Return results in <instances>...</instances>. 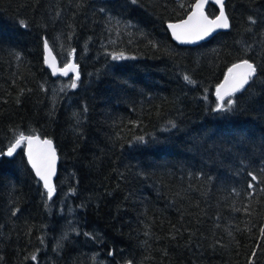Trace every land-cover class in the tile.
<instances>
[{
    "label": "trees",
    "instance_id": "obj_1",
    "mask_svg": "<svg viewBox=\"0 0 264 264\" xmlns=\"http://www.w3.org/2000/svg\"><path fill=\"white\" fill-rule=\"evenodd\" d=\"M194 2L0 0V152L34 131L58 156L49 200L23 146L0 155V264H247L238 240L264 223V71L227 112L216 85L238 60L264 66V0H225L230 28L182 46L166 25ZM45 38L59 67L79 66L76 88L46 67Z\"/></svg>",
    "mask_w": 264,
    "mask_h": 264
},
{
    "label": "snow or ice",
    "instance_id": "obj_2",
    "mask_svg": "<svg viewBox=\"0 0 264 264\" xmlns=\"http://www.w3.org/2000/svg\"><path fill=\"white\" fill-rule=\"evenodd\" d=\"M208 2L209 0H196L195 4L191 5L192 11L188 13L185 19H182L177 23L168 24L172 36L177 41L181 43H194L207 38L218 29L230 28L231 25L229 18L224 10V0H213L215 4L219 5V15H216L214 18H210L205 12V5ZM130 3L135 5L138 3V0H130ZM180 7L183 8L185 5L180 3ZM101 11H103V9H101ZM249 20L252 23H255V20H253L252 17H249ZM21 24H23L24 27H27L23 21H21ZM149 43L153 42L149 41ZM153 46L155 47L156 45L153 44ZM43 47L47 53L44 58L45 63L49 64L52 68L53 74H56L57 71L64 76H67L70 72L74 73L75 78L69 85H67V87L76 88L78 86L77 81L80 78L78 70L79 66L69 62L66 63L63 68L58 69L55 63V58L52 56V48L49 46V42L46 38L43 41ZM74 52L75 50H73L70 55H73ZM128 58L135 59V57H126L122 51L118 54L112 55L113 60H124ZM261 71H264V66L258 67L257 64L250 62L247 59L232 64V66L228 68L223 82L217 86L216 95L219 103L215 110L225 112L230 111L236 104V101L234 99H228L227 105H225V98L234 97L236 93L245 91L246 86L254 83L255 79L259 78ZM184 80L190 84L195 83L188 75L184 76ZM169 123L173 128L176 127L175 122L170 121ZM136 139L142 143L145 142L143 136H139ZM21 146H26L28 162L35 170L36 176L43 181V187L46 189V197L50 200L55 192L52 177L55 175L56 161L58 159L56 149L53 146V141L47 138L41 139L34 131L33 134L30 135H26L24 132H19L9 144L7 151L0 152V155L11 157L16 153L17 149L21 148ZM261 171H264V169H261ZM248 175L251 178L248 188L253 189L259 184V179L252 172H249ZM261 190L264 191V189ZM16 211H19V209ZM237 211H240V209H237ZM244 211L247 212V208H245ZM13 215H15V212ZM85 235L92 236L91 233H85ZM261 235L264 237V230H262ZM92 238L95 239V237ZM57 247H59V245H57ZM109 254L112 255L113 253L110 252ZM255 256L256 252L253 251L249 264H253V258ZM31 259L35 261L37 259L36 255H32ZM127 264H132V261H127Z\"/></svg>",
    "mask_w": 264,
    "mask_h": 264
},
{
    "label": "rangeland",
    "instance_id": "obj_3",
    "mask_svg": "<svg viewBox=\"0 0 264 264\" xmlns=\"http://www.w3.org/2000/svg\"><path fill=\"white\" fill-rule=\"evenodd\" d=\"M61 66L60 68H62ZM72 76H75L74 73L70 72ZM264 230V223H260L256 228L252 230H247L243 235L240 236L238 240V252L241 253L247 259V264H249V260L252 257L253 251L256 252L257 243L260 240H264L261 232ZM253 264H260L257 261L256 256L253 258Z\"/></svg>",
    "mask_w": 264,
    "mask_h": 264
},
{
    "label": "water",
    "instance_id": "obj_4",
    "mask_svg": "<svg viewBox=\"0 0 264 264\" xmlns=\"http://www.w3.org/2000/svg\"><path fill=\"white\" fill-rule=\"evenodd\" d=\"M195 2H196V0H195ZM195 2H194V4H195ZM224 2H225V0H224ZM214 4L216 7H217V14L216 15H219V5H217V4H215L214 2H213V0H209V2L205 5V11H206V8H207V6H208V4ZM224 10H225V8H224ZM192 11V7H191V10L189 11V12H187V15H188V13H190ZM215 15V16H216ZM215 16H213L212 18H214ZM187 17V16H186ZM185 17V18H186ZM185 18H183V19H185ZM180 20H182V19H179V20H175V22H170V23H177V22H179ZM168 24L169 23H167V25H166V27H167V29H168V31H169V34H170V38L171 39H173V41L174 42H177V43H179V44H182V46H189V45H197V44H199V43H201V41H204V40H208V39H210L211 38V36H213V34H215L217 31L218 32H221V31H225L226 29H218V30H216L215 32H213L210 36H208L207 38H205V39H203V40H200V41H197V42H194V43H181V42H179V41H177L173 36H172V32H171V29H169L168 28ZM47 55V53L45 52V50H44V54H42V56L45 58V56ZM52 56H53V52H52ZM54 58H55V63H56V66H57V68L59 69L60 67H59V63H58V60H57V58H56V56H53ZM243 60V59H242ZM241 60H238V62H240ZM238 62H235V63H238ZM44 63H45V59H44ZM45 65H46V67L50 70V72L52 73V75L53 76H55V75H59L60 73H59V71H57V73L56 74H53V72H52V68L49 66V64H46L45 63ZM232 65H230L229 67H231ZM64 67V66H63ZM62 67V68H63ZM228 67V68H229ZM228 70V69H227ZM227 74V71L225 72V75ZM60 75H62V74H60ZM225 75H224V77H225ZM62 76H64V75H62ZM224 77H223V79L221 80V82L220 83H218L217 85H216V89H217V86L218 85H220L222 82H223V80H224ZM74 78H75V76H74ZM217 97V96H216ZM218 98V97H217ZM41 139H44V138H41ZM47 139H49V138H47ZM53 146H54V144H53ZM24 147V155L26 156V160H27V162H28V157H27V149H26V146H23ZM58 157V156H57ZM28 166L32 169V171H33V173H34V175H35V177L37 178V179H39L40 180V178L39 177H37L36 176V174H35V170L31 167V164L28 162ZM58 164V159H57V161H56V165ZM56 174H57V166H56V172H55V175L52 177V183L54 184V181H55V176H56ZM40 183L42 184V186H43V181L42 180H40ZM46 190V189H45ZM124 264H127V262H125Z\"/></svg>",
    "mask_w": 264,
    "mask_h": 264
}]
</instances>
